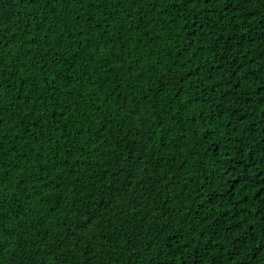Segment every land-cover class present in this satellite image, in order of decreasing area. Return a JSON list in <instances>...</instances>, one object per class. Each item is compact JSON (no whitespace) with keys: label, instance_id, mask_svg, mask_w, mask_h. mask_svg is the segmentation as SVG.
I'll return each instance as SVG.
<instances>
[{"label":"trees","instance_id":"1","mask_svg":"<svg viewBox=\"0 0 264 264\" xmlns=\"http://www.w3.org/2000/svg\"><path fill=\"white\" fill-rule=\"evenodd\" d=\"M0 264H264V0H0Z\"/></svg>","mask_w":264,"mask_h":264},{"label":"snow or ice","instance_id":"2","mask_svg":"<svg viewBox=\"0 0 264 264\" xmlns=\"http://www.w3.org/2000/svg\"><path fill=\"white\" fill-rule=\"evenodd\" d=\"M87 219V218H86ZM84 227H87V225H85Z\"/></svg>","mask_w":264,"mask_h":264}]
</instances>
